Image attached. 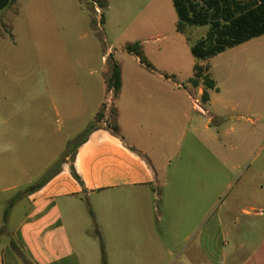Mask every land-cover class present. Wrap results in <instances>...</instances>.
<instances>
[{
	"label": "crops",
	"instance_id": "0c3cea01",
	"mask_svg": "<svg viewBox=\"0 0 264 264\" xmlns=\"http://www.w3.org/2000/svg\"><path fill=\"white\" fill-rule=\"evenodd\" d=\"M168 47L150 50L154 57L145 59L151 69L133 55L116 62L121 87L107 99L106 54L100 67L75 63V70H84L79 96L101 98L94 104V124L105 106L103 119L74 148L73 168L81 183L65 158L62 163L61 153L50 156L41 171L31 160L22 164L23 185L4 191L11 199L20 194L2 202L0 264H142V256L145 264H204L206 225L207 234L214 233L210 215L219 186L213 176L206 186L199 154L201 132L210 126L192 115L199 112L191 98L202 100L204 86L184 87L183 69ZM211 80L209 104L219 93ZM26 95L23 122L48 128L41 106L32 105L43 94L33 89ZM109 107L117 136L107 127ZM36 146L38 137L31 135L0 139V152L12 156L37 152ZM9 166L5 175H16ZM45 170L47 179L39 182ZM220 228L218 219V235Z\"/></svg>",
	"mask_w": 264,
	"mask_h": 264
},
{
	"label": "rangeland",
	"instance_id": "374dc122",
	"mask_svg": "<svg viewBox=\"0 0 264 264\" xmlns=\"http://www.w3.org/2000/svg\"><path fill=\"white\" fill-rule=\"evenodd\" d=\"M102 3L106 7L99 8ZM176 22L172 0H14L0 11V139L38 137L37 152H0V217L2 202L11 195L5 189L27 179L21 165L31 160L41 171L58 153L62 163L64 158L70 163L71 152L93 124L94 104L101 98L79 96L84 70H75V63L100 67L106 54L109 66L130 56L128 44L141 43L144 58L169 45L186 77L184 87L191 90L193 66L201 63L209 64L210 78L219 88L211 104L201 101L203 114L192 113L210 126L201 132L199 150L206 186L210 176L219 180L210 215L214 233L208 235L206 225L204 264H264V35L204 61L192 55L191 47L209 26H189L183 35ZM33 89L43 94L32 105L41 106L39 114L49 126L44 130L23 122L21 107ZM110 95L106 91V99ZM7 163L16 175H5ZM47 174L45 170L39 182ZM141 260L145 264L143 256Z\"/></svg>",
	"mask_w": 264,
	"mask_h": 264
},
{
	"label": "trees",
	"instance_id": "16d2710c",
	"mask_svg": "<svg viewBox=\"0 0 264 264\" xmlns=\"http://www.w3.org/2000/svg\"><path fill=\"white\" fill-rule=\"evenodd\" d=\"M14 0H0V11L12 4ZM177 15L175 25L176 31L185 35L189 26L208 25L209 31L191 47L192 55L198 60L210 59L228 48L238 46L251 39L264 35V0H252L247 3L244 0H172ZM106 7L100 4L99 8ZM103 18L102 21L103 22ZM125 51L138 58L139 62L151 69V65L143 57V46L136 42L128 44ZM209 66L195 64L193 77L189 80L191 86H204L202 94L203 102L208 100L207 90L214 89L215 83L207 74ZM107 90H112L115 97L121 87L120 68L112 61L109 64V76L106 81ZM105 106L95 117V122L99 123L104 117ZM114 116L107 125L110 132L118 135L119 129L115 121L114 109H110L109 118ZM96 128L93 123L86 134L77 143L79 146L86 140L88 134ZM75 158L74 150L71 152L70 171L72 177L81 183L76 174L73 163ZM104 258V257H103Z\"/></svg>",
	"mask_w": 264,
	"mask_h": 264
},
{
	"label": "built area",
	"instance_id": "2783aa9c",
	"mask_svg": "<svg viewBox=\"0 0 264 264\" xmlns=\"http://www.w3.org/2000/svg\"><path fill=\"white\" fill-rule=\"evenodd\" d=\"M110 92H112V90ZM191 101H192V105H193L194 109L196 111H198L199 113H203L202 107L200 105V103H201L202 100L199 99V98L192 97L191 98ZM108 103L110 104V100H109Z\"/></svg>",
	"mask_w": 264,
	"mask_h": 264
}]
</instances>
